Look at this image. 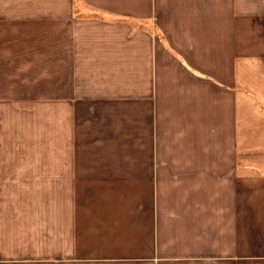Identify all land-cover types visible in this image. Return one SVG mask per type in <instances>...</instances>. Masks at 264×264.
<instances>
[{"label":"crops","instance_id":"1","mask_svg":"<svg viewBox=\"0 0 264 264\" xmlns=\"http://www.w3.org/2000/svg\"><path fill=\"white\" fill-rule=\"evenodd\" d=\"M81 1L0 0V264H264V0Z\"/></svg>","mask_w":264,"mask_h":264},{"label":"trees","instance_id":"2","mask_svg":"<svg viewBox=\"0 0 264 264\" xmlns=\"http://www.w3.org/2000/svg\"><path fill=\"white\" fill-rule=\"evenodd\" d=\"M74 2H75V15L77 18L95 17V18H100V19L109 20V21L124 19V18H120V17H114L107 12L96 10L92 7H88L81 0H74ZM124 20L130 21L136 27H143L147 30H151V27H150L151 24L148 21H145V20L144 21H137V20H132V19H124ZM156 33H157L159 39L161 40L162 44L164 45L165 49L170 54L175 55L174 51L171 49V47L166 42V38L164 37V35L160 31H156Z\"/></svg>","mask_w":264,"mask_h":264},{"label":"rangeland","instance_id":"3","mask_svg":"<svg viewBox=\"0 0 264 264\" xmlns=\"http://www.w3.org/2000/svg\"><path fill=\"white\" fill-rule=\"evenodd\" d=\"M45 98V97H44ZM51 149V147L49 146V145H47L46 144V148H45V150H50ZM19 150V149H18Z\"/></svg>","mask_w":264,"mask_h":264}]
</instances>
